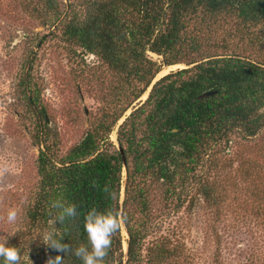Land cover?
Instances as JSON below:
<instances>
[{
	"label": "trees",
	"instance_id": "trees-1",
	"mask_svg": "<svg viewBox=\"0 0 264 264\" xmlns=\"http://www.w3.org/2000/svg\"><path fill=\"white\" fill-rule=\"evenodd\" d=\"M63 1L32 0V9L46 11L52 25L58 21L63 41L78 55L95 57L110 74L115 96L126 103L118 111L101 110L78 143L59 156L52 148L57 143L46 144L48 119L38 90L22 76L20 91L36 121L33 141L43 145L36 158L38 183L25 212L30 230L46 228L51 202L62 199L75 204L78 215L57 227L67 233L62 242L76 245L86 241L89 209L119 213L120 207L122 227L112 237L105 264H181L175 259L179 250L168 240L145 245L155 224V203L180 209L199 167L233 136L250 140L264 129V62L208 54L204 30L226 18L264 24V0ZM181 63L189 67L161 76L147 98L136 102L162 67ZM130 107L116 130L123 163L109 135ZM201 193L211 205L220 200L216 185L205 183ZM18 236L9 243L24 252L25 238ZM42 248L46 261L58 254ZM65 264L80 262L68 256Z\"/></svg>",
	"mask_w": 264,
	"mask_h": 264
},
{
	"label": "rangeland",
	"instance_id": "rangeland-1",
	"mask_svg": "<svg viewBox=\"0 0 264 264\" xmlns=\"http://www.w3.org/2000/svg\"><path fill=\"white\" fill-rule=\"evenodd\" d=\"M32 6V0H0V236L15 232L9 241L17 235L25 238L28 264H46L42 243L34 239L39 232L30 230L25 217L38 183L36 158L43 145L33 141L36 121L20 80L26 74L36 86L47 113L46 144L57 143L52 148L59 156L78 143L101 110L118 111L126 102L115 96L103 65L92 55H78L63 41L55 27L58 21L50 24L46 11ZM211 25L204 30L208 54H239L264 62L263 23L245 25L226 18ZM117 123L109 135L114 144ZM195 173L180 209L155 203V224L145 245L168 240L179 250L175 259L181 264H264V129L250 140L233 136ZM205 183L217 187L220 200L214 205L201 193ZM11 207L19 212L16 224L6 221Z\"/></svg>",
	"mask_w": 264,
	"mask_h": 264
},
{
	"label": "clouds",
	"instance_id": "clouds-1",
	"mask_svg": "<svg viewBox=\"0 0 264 264\" xmlns=\"http://www.w3.org/2000/svg\"><path fill=\"white\" fill-rule=\"evenodd\" d=\"M50 209L47 227L34 238L38 237L46 248H51L58 253L54 257L49 256L46 264H65V258L68 256L75 257L80 264H105L112 237L122 227L120 214L111 210L89 209L84 216L83 225L86 241L73 245L62 242L67 233L57 225L63 226L74 219L78 215L77 206L62 199H56L51 202ZM18 216V209L11 207L6 213V221L9 224H16ZM14 234L15 232H11L0 236V264H28V260H31L29 252L24 255L20 247L9 243V237Z\"/></svg>",
	"mask_w": 264,
	"mask_h": 264
},
{
	"label": "water",
	"instance_id": "water-1",
	"mask_svg": "<svg viewBox=\"0 0 264 264\" xmlns=\"http://www.w3.org/2000/svg\"><path fill=\"white\" fill-rule=\"evenodd\" d=\"M184 66L182 67V68H187V67H189L188 65H186V64H183ZM182 68H179V69H182ZM163 75H165V74H163ZM163 75H161V76H163ZM161 76H159V77H157V75H156V77L153 79V81H152V83L150 84V86L148 87V89L145 91V92H147V95H146V97L145 98H143V99H141V98H139L136 102H139L140 101V103L139 104H141L146 98H147V96H148V93H149V90L151 89V87H152V85H153V83L157 80V79H159ZM134 104H136V103H134ZM128 111V112H127ZM126 112H125V115L123 116V117H121L119 120H118V123H117V126L116 127H118V125L124 120V118L132 111V108H129L128 110H127ZM117 129V128H116ZM111 141V140H110ZM115 144H116V146H117V148H118V150H119V152L121 153V155H122V161H123V163H125V158H124V155H123V152H122V149L119 147V145H118V143H117V140H116V133H115ZM123 190H124V186L122 187V189H121V200L123 199ZM120 207H119V213H120ZM124 229V228H123ZM125 230V229H124ZM125 233H126V231H125ZM126 238H128V235H127V233H126ZM126 242V241H125ZM123 251H124V260L123 261H125L126 260V258H127V256H126V254H127V242H126V248L125 249H123Z\"/></svg>",
	"mask_w": 264,
	"mask_h": 264
},
{
	"label": "bare ground",
	"instance_id": "bare-ground-1",
	"mask_svg": "<svg viewBox=\"0 0 264 264\" xmlns=\"http://www.w3.org/2000/svg\"><path fill=\"white\" fill-rule=\"evenodd\" d=\"M183 66H184V65H182V64L171 65L170 67H167L166 69L163 70V74L166 73V72H167L169 69H171V68H178V67H181V68H182ZM159 76H161V75H159ZM159 76L157 75V77H159ZM146 95H147V92H145V93L143 94L142 99L145 98ZM127 112H128V111H127ZM127 112H126V113H127ZM112 139H115V133H112ZM123 234L126 235L125 230H123ZM125 248H126V242L123 241V249H125Z\"/></svg>",
	"mask_w": 264,
	"mask_h": 264
}]
</instances>
